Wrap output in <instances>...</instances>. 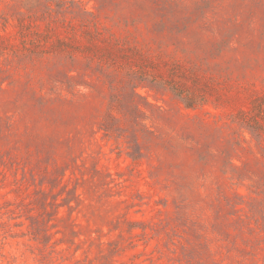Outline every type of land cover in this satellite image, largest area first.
<instances>
[{
	"label": "rangeland",
	"instance_id": "obj_1",
	"mask_svg": "<svg viewBox=\"0 0 264 264\" xmlns=\"http://www.w3.org/2000/svg\"><path fill=\"white\" fill-rule=\"evenodd\" d=\"M0 264H264V0H0Z\"/></svg>",
	"mask_w": 264,
	"mask_h": 264
},
{
	"label": "trees",
	"instance_id": "obj_2",
	"mask_svg": "<svg viewBox=\"0 0 264 264\" xmlns=\"http://www.w3.org/2000/svg\"><path fill=\"white\" fill-rule=\"evenodd\" d=\"M91 13V12H90ZM92 35H100L102 34V31L97 23L94 24V30L89 31Z\"/></svg>",
	"mask_w": 264,
	"mask_h": 264
}]
</instances>
